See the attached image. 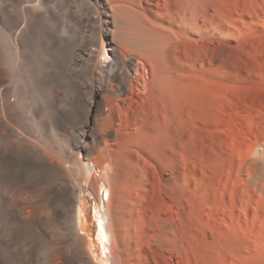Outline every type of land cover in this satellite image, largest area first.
I'll return each mask as SVG.
<instances>
[{"label":"bare ground","instance_id":"obj_1","mask_svg":"<svg viewBox=\"0 0 264 264\" xmlns=\"http://www.w3.org/2000/svg\"><path fill=\"white\" fill-rule=\"evenodd\" d=\"M77 1L91 25V0H0V241L14 242L7 264H41V256L43 264H97L78 226L88 184L82 153L106 179L89 184L100 203L108 195L100 234L112 264L136 257L146 183L172 144L169 101L185 76L179 49L211 30L204 0H100L128 25L113 30L112 56L100 63Z\"/></svg>","mask_w":264,"mask_h":264},{"label":"rangeland","instance_id":"obj_2","mask_svg":"<svg viewBox=\"0 0 264 264\" xmlns=\"http://www.w3.org/2000/svg\"><path fill=\"white\" fill-rule=\"evenodd\" d=\"M91 1L95 24L84 25L89 10L81 1L75 14L83 28L88 25L86 37L96 43L101 63L112 56V33L121 23L128 25L103 1ZM205 1L208 28H219V34L211 37L210 30L203 42L180 46L185 76L169 101L175 116L168 128L172 144L155 171L151 168L140 210L141 254L129 259L131 264H264V0ZM73 24L69 29H83ZM76 30L71 36L79 42ZM80 157L88 184L78 209L79 230L96 263L112 264L100 234L101 220L108 217L107 193L100 203L90 187L94 177L100 185L106 179L85 153ZM13 244L9 238L0 241L2 264L12 258ZM41 259L43 264L46 257Z\"/></svg>","mask_w":264,"mask_h":264},{"label":"built area","instance_id":"obj_3","mask_svg":"<svg viewBox=\"0 0 264 264\" xmlns=\"http://www.w3.org/2000/svg\"><path fill=\"white\" fill-rule=\"evenodd\" d=\"M106 196H108V195L106 194Z\"/></svg>","mask_w":264,"mask_h":264}]
</instances>
